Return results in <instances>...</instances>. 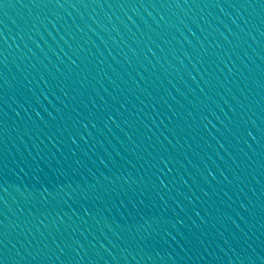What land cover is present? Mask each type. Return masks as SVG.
<instances>
[{"label":"water","instance_id":"obj_1","mask_svg":"<svg viewBox=\"0 0 264 264\" xmlns=\"http://www.w3.org/2000/svg\"><path fill=\"white\" fill-rule=\"evenodd\" d=\"M0 264H264V0H0Z\"/></svg>","mask_w":264,"mask_h":264}]
</instances>
